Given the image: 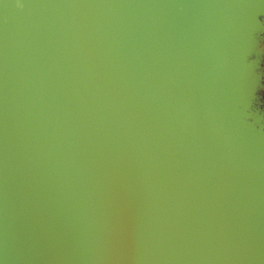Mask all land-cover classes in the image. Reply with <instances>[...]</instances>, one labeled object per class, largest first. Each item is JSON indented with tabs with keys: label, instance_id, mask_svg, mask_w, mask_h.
Segmentation results:
<instances>
[{
	"label": "water",
	"instance_id": "water-1",
	"mask_svg": "<svg viewBox=\"0 0 264 264\" xmlns=\"http://www.w3.org/2000/svg\"><path fill=\"white\" fill-rule=\"evenodd\" d=\"M0 264H264V0H0Z\"/></svg>",
	"mask_w": 264,
	"mask_h": 264
}]
</instances>
